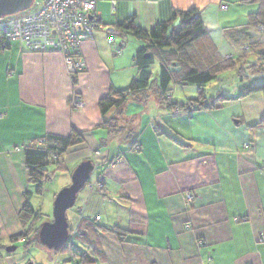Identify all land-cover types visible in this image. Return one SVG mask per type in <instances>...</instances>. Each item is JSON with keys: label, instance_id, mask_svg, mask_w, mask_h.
Returning a JSON list of instances; mask_svg holds the SVG:
<instances>
[{"label": "crops", "instance_id": "crops-1", "mask_svg": "<svg viewBox=\"0 0 264 264\" xmlns=\"http://www.w3.org/2000/svg\"><path fill=\"white\" fill-rule=\"evenodd\" d=\"M256 8L242 0H117L112 11L108 1L99 0L94 16L110 27L134 16L149 30L172 11L196 9L224 56L237 51L227 32L239 35ZM140 46L130 34L108 45L97 29L80 45L85 70L71 76L61 54L24 51L19 41L0 38V264H264L259 239L264 233V92L172 112L158 97V64L149 89L102 114L99 99L137 77L134 55ZM257 77L264 82V73L251 82ZM242 84L205 87V95L220 91L236 97ZM177 85L184 84H169L172 102L198 96V89H174ZM75 94L81 98L77 108L71 105ZM72 131L82 141L65 152L67 172L57 189L70 184L72 171L85 159L97 160L91 176H98L103 188L85 185L78 192L67 211L69 226L94 220L99 227L125 231V239L89 227L92 247L80 245L82 260L55 250L13 257L5 247L22 231L17 217L29 187L23 148ZM187 192L193 194L190 201ZM31 236L36 241L31 234L14 246Z\"/></svg>", "mask_w": 264, "mask_h": 264}, {"label": "trees", "instance_id": "trees-1", "mask_svg": "<svg viewBox=\"0 0 264 264\" xmlns=\"http://www.w3.org/2000/svg\"><path fill=\"white\" fill-rule=\"evenodd\" d=\"M242 2L255 4L257 8L247 15V23L239 35L237 31L227 32V37L237 51L224 56L220 55L211 41L208 30L196 9L172 11L168 20L156 22L149 30L138 26L134 16H129L116 26H111L120 31L121 37L119 38L124 39L127 34H130L141 42V46L134 55L138 75L127 87L110 89L105 97L99 99L98 106L101 113L105 114L111 108H119L128 97L149 89L152 85V73L149 67L155 61L158 62L160 68L156 82L158 97L161 103L172 112L198 110L202 107L211 108L216 106L220 100L243 98L251 93L264 92V82L256 84L252 83L251 80H244L243 77L239 79V83L243 84L236 97L224 96L220 91L213 97L205 95V85L211 81H217L228 72H236L241 75L245 69H248L252 75L264 73V0H242ZM251 57H254V60H250ZM171 82L197 86L198 96L182 103L172 102V87L169 88ZM176 109L177 111H175ZM81 141V136L72 131L67 137L47 135L23 148L27 181L35 186L37 193L42 192L45 182H52L54 179L49 167L54 165L59 170H65L63 160L65 152ZM136 145H133V149ZM93 163L97 167V160ZM91 184L90 179L86 185L90 186ZM29 196L30 192L26 190L24 192L25 202L18 212L22 231L9 239L11 245H14L13 243L19 238L27 240L31 234L36 235V241L41 245L37 235L40 225L36 226L31 223L27 226L24 223V217L27 215L35 214L34 216L38 217L28 204ZM83 221V219L80 220L75 229L69 226L67 244L55 251L68 249L67 246L73 236L83 245L92 247L89 238L90 233L87 230L89 227L97 232L99 230L110 231L120 240L125 239V231L117 228L99 227L94 220L85 223ZM185 228L188 229L189 225H185ZM69 251L71 256L80 257L78 251ZM80 258L82 260L84 255H81Z\"/></svg>", "mask_w": 264, "mask_h": 264}, {"label": "built area", "instance_id": "built-area-1", "mask_svg": "<svg viewBox=\"0 0 264 264\" xmlns=\"http://www.w3.org/2000/svg\"><path fill=\"white\" fill-rule=\"evenodd\" d=\"M98 1L34 0L30 9L19 12L12 18H0V38L19 41L24 51L59 53L64 58L67 73L71 76L78 75L86 66L80 51L82 41L90 39L97 29L105 33L108 45H113L115 38L121 37L118 29L97 23L94 13ZM106 1L114 11L117 0ZM116 53L120 54L121 50L117 49ZM80 104V96L73 95L72 107L77 108ZM248 145L247 142L244 143V146ZM134 149L139 150L140 145H136ZM95 154L99 152L95 151ZM90 186L100 190L102 183L96 177ZM186 198L192 200L193 194L187 192ZM259 239L264 241V233Z\"/></svg>", "mask_w": 264, "mask_h": 264}, {"label": "water", "instance_id": "water-1", "mask_svg": "<svg viewBox=\"0 0 264 264\" xmlns=\"http://www.w3.org/2000/svg\"><path fill=\"white\" fill-rule=\"evenodd\" d=\"M34 0H0V18L30 9ZM95 165L92 160L81 161L70 175V184L62 187L54 197L52 219L44 221L38 229V240L49 250H57L67 244L69 240V221L67 211L76 202L78 192L90 180ZM14 245L6 247L12 252Z\"/></svg>", "mask_w": 264, "mask_h": 264}, {"label": "rangeland", "instance_id": "rangeland-1", "mask_svg": "<svg viewBox=\"0 0 264 264\" xmlns=\"http://www.w3.org/2000/svg\"><path fill=\"white\" fill-rule=\"evenodd\" d=\"M36 1H38V0H36ZM16 14L9 15V16L3 17V18H12ZM250 60H254V57H251ZM153 65H155V66H153ZM153 65L151 67L152 78L155 77V73L152 70L154 69V67L155 68L158 67V63L155 61V64H153ZM250 72H251L250 70L245 69L243 74H241V75L237 74L236 72H228L226 74H223L222 75L223 77L219 78L217 81H213V82L211 81L210 83L206 84L205 85L206 90L208 91L209 89L214 88L213 87L214 85H218V84L221 85V84H225L226 82L229 83L231 81H233L234 84H236V83L240 82L239 79H242L243 77H244V80H249V79L251 80L253 77H255V75H259V74H255L253 76ZM230 76H232V77H230ZM251 76H253V77H251ZM255 82L256 83L257 82L262 83L263 81L259 77H257ZM176 87L179 89H182V88L183 89L184 88L192 89L193 91L194 90L196 91L198 89L197 86H195V85H177V86H174V89ZM94 155H98V154H95V152H94ZM70 166H72V164ZM49 169H51V173L53 174L54 179L52 182L48 181V182L44 183V186L42 188L41 193H37L35 191V186L32 184H29L28 190L30 192V196L28 197V204L33 209L34 213H36L38 215V217L36 218L34 216L35 214L31 215V216H28V215L25 216L24 217V223L27 226H29L31 223H34V225L39 226L44 221H49L52 219L53 200H54V197L57 194V192L60 190V189H57L58 188L57 182L59 181L60 177H62V175L67 172V170H59L54 165H51L49 167ZM90 179H91V181H93L95 179L94 174L91 176ZM71 209L72 208H70L68 210L69 214H70ZM17 218H18L20 226L22 227L21 222L19 220V217H17ZM33 239L31 236L30 239L26 243L20 242L17 245H15L16 249L11 252L13 254V257H14V255H17V256L23 255V257H27V256L33 257V256H35V254L39 253L38 251H46V250L51 251L49 249H46L44 246L38 245L36 243V241H33ZM80 245H83V244L81 242H79L76 237L73 236L69 245L67 246L68 249L61 250L59 252L67 253L70 255L71 252L69 250L78 251L79 249H81ZM5 250H6V247H5Z\"/></svg>", "mask_w": 264, "mask_h": 264}]
</instances>
